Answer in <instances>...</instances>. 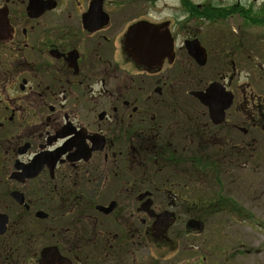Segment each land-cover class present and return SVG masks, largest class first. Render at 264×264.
I'll list each match as a JSON object with an SVG mask.
<instances>
[{
  "label": "flooded vegetation",
  "instance_id": "obj_1",
  "mask_svg": "<svg viewBox=\"0 0 264 264\" xmlns=\"http://www.w3.org/2000/svg\"><path fill=\"white\" fill-rule=\"evenodd\" d=\"M91 1L29 9L30 0H0V264H42L45 248L69 264H173L165 250L176 261L187 254L182 264L190 252L206 259L205 220L241 215L232 185L264 133V104L237 97L240 50L229 48L231 67L206 84L202 36L193 37L206 47L204 65L185 48L188 36L149 68L127 50L142 17L103 0L107 23L86 19ZM214 80L233 92L219 122L191 94ZM195 185L223 191L195 194Z\"/></svg>",
  "mask_w": 264,
  "mask_h": 264
},
{
  "label": "rangeland",
  "instance_id": "obj_2",
  "mask_svg": "<svg viewBox=\"0 0 264 264\" xmlns=\"http://www.w3.org/2000/svg\"><path fill=\"white\" fill-rule=\"evenodd\" d=\"M65 1L74 2L77 0ZM82 1L89 2V0ZM107 1L124 3L121 5L127 7L132 19L142 17V19L154 23L171 22L170 29L176 38L177 46L188 36H202L203 42L211 50V58L207 68L201 73L200 83L206 84L207 81L217 79L222 71L231 67V60L234 56L230 58L226 56L228 48L230 51L232 48L236 51L240 50L236 55V70L239 77V80L237 79L239 84L235 88L237 97L254 98V101H250L252 104L250 107L256 108L253 106V102H255L257 110L259 109L258 104L260 106L262 103L264 104V21L258 24H249L240 14H234L215 22L203 20L197 16H189V12L184 14L181 0ZM192 1L195 4L209 2L221 6L239 3L247 8H252L253 11L264 17V0ZM221 37L228 40L229 43L219 41L216 44L212 41L213 38L221 39ZM225 49H227L226 52L222 53ZM251 54L253 55L251 56ZM147 83L149 82L147 81ZM155 94L157 95V93ZM258 119L262 120L260 116ZM257 134L256 158L243 160L247 161L242 163L240 180H238V184L232 185L236 186L232 193L239 199L237 204L240 208L243 206L241 215L228 216L224 212H220L206 218L205 221L211 230L210 248L202 255H206L207 258L203 259L200 254L190 252V256L186 259L188 261L183 264H264V133ZM192 190L195 194H209L222 192L223 187L206 186L204 188L202 185H195ZM226 193L231 192L226 190ZM220 227L222 232H220ZM149 247L150 250L148 249L147 252L150 251L155 260L161 256L154 241H150ZM165 252L171 257L170 262L173 264H182L180 258L188 256L187 254L181 257L176 256L179 259L176 261L173 253L169 250H165Z\"/></svg>",
  "mask_w": 264,
  "mask_h": 264
},
{
  "label": "water",
  "instance_id": "obj_3",
  "mask_svg": "<svg viewBox=\"0 0 264 264\" xmlns=\"http://www.w3.org/2000/svg\"><path fill=\"white\" fill-rule=\"evenodd\" d=\"M37 3L36 8H43L41 3L50 2V8L55 6L56 0H30L29 9ZM103 0H92L89 11L84 14V18L94 20L99 18L101 23H107L108 14L102 10ZM101 13V14H100ZM97 27V26H95ZM92 29V28H90ZM130 46H127L129 55L137 62L146 67L161 65L165 58L174 56V37L169 29V21L164 23H154L148 20H141L133 23L128 32ZM186 49L196 59L197 63L204 65L207 60L206 48L202 45L199 38H188L184 41ZM191 94L196 96L201 102L210 109V115L215 122L223 120L225 109L228 108L233 100V93L227 90L225 84L220 81H212L203 90H193ZM6 216L0 215V229L6 223ZM188 226L201 229L204 223L200 219H190ZM42 264H69V260L54 249L45 248L42 251Z\"/></svg>",
  "mask_w": 264,
  "mask_h": 264
},
{
  "label": "trees",
  "instance_id": "obj_4",
  "mask_svg": "<svg viewBox=\"0 0 264 264\" xmlns=\"http://www.w3.org/2000/svg\"><path fill=\"white\" fill-rule=\"evenodd\" d=\"M184 14L189 12V16L200 17L203 20L215 22L219 19H225L232 15L240 14L249 24H258L264 21V17L259 15L252 8H247L239 3H234L226 6L207 3L203 6L193 3L192 0H183ZM194 15V16H193ZM243 48V47H242ZM257 50V48H255ZM253 54H251L252 56ZM234 55H231L232 57ZM255 56V55H254Z\"/></svg>",
  "mask_w": 264,
  "mask_h": 264
}]
</instances>
